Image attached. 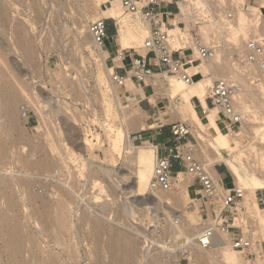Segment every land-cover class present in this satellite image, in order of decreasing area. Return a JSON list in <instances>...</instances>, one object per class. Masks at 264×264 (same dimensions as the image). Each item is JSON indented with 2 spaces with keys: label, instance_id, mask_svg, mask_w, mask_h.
Listing matches in <instances>:
<instances>
[{
  "label": "rangeland",
  "instance_id": "obj_1",
  "mask_svg": "<svg viewBox=\"0 0 264 264\" xmlns=\"http://www.w3.org/2000/svg\"><path fill=\"white\" fill-rule=\"evenodd\" d=\"M208 1L209 0H207V5L205 7L204 5H201L204 7V10L205 8H208L205 10V12L204 10H202L203 7L202 9H200V7L196 6V8L192 4L191 0H182V2H180V6H190V16L192 19L189 17V20V18L184 16V14H182L181 12L176 17L177 24L182 29L192 28L191 20L194 21L195 18L198 17L200 19H203L200 26H202L203 24L207 25L210 22H205L204 19H207L206 16L211 12L210 8L212 9V13L216 17V19L219 20L221 14L223 15V13L227 12L228 10L233 11V9L239 5V0H210L209 3ZM0 2H2L4 6L2 4L1 5L4 8L5 6L9 8L7 10L8 12L6 13H8V16H10V18L8 17V19L11 20L9 21L7 19L8 21L5 22V19L7 18L6 13L4 15L5 17L2 15L3 17L1 16L0 18V31L3 30L2 32H0V41L2 45L8 47L9 45L11 46V44H13L12 42H16L18 38H20L21 42L26 39L24 40L25 44L33 51L36 57L34 61L37 62H34L35 65L34 63L32 65L27 64L26 60L24 59V54H22V50H18L17 47L14 48L13 45L11 46L12 51H7L8 55H6L8 56V59L14 62V64L18 67L19 70L8 72L3 71L5 74L1 71L0 73L2 74H0V79L1 77H3V75H5L6 78L10 74L11 77L9 76V79L6 78L5 80L8 79L7 81L12 83L14 82L13 84H16V82L20 80L26 89L24 88L25 90L22 91L19 89L20 91H14L15 93L12 92V94L16 95L15 97H17L18 99L15 108L17 120L15 124L16 127L14 129L7 120L5 110L3 109L1 111V108H3V104H0V149L5 148L6 145L7 149H5L9 154H7V157L9 158H6V161L4 162L5 164L1 162L4 161L2 160L4 158L1 156L0 162L5 166L7 164V168L9 170H11L12 168V171L15 170L17 172L23 171L25 167H27V160H30L29 162H31V160L37 161V159L40 158L39 160H42L41 158L44 157L45 159L47 158V160L43 158V161H45V163L47 161V163H49L50 160L52 161L49 164H51L53 161L55 162L54 165L57 166V169H54L53 167L55 166L51 164L53 167L50 166L49 168H52V172L51 170L49 171L48 169H46V172L43 174L44 176L42 174L38 175V172L40 171H38L37 173L35 171V175H33V179L35 180L33 192H35V194L39 196H37V201L38 204H41V202L44 201H55V197L60 198L58 194L62 195L63 193L64 195L67 191H72V195H70V193L67 194L68 192L66 193L67 195L65 194L67 196L65 197L70 200V202L68 201L70 203L68 206L69 208L66 209H69V219H71L73 223L72 225L70 220L69 225H72L71 227L73 229V235L76 236L74 238V240H76L73 241L74 243L76 241L77 244L79 243V257H76V260L78 262L72 258L70 259V257H68V252L65 254V252L69 249L67 247H64V249L67 250H63L62 247H59L58 245H56V243L51 242V244H49V247L47 246L45 248L46 245L44 241L45 239L47 240L51 236L49 235L47 237L46 235L48 234L44 233L43 231L42 232L44 234H40L41 227L40 225H36L38 224L37 220L33 218H26L23 212H21L17 215L18 217L14 219V221L18 220V218L19 220H21L22 224H20L19 221V224L17 225V227L20 226L19 234L21 237H23L24 240L28 237L29 239H33L34 241H36L33 243L34 245L35 243L37 244V247L33 246V240L32 242H24V258L28 262L29 260H32V264H42L41 258L39 257L43 258L47 256V254L51 250L52 252H56V254H58V256L60 257H62L61 254H64V256L66 257L64 258V260L67 261L65 262L66 264H97V260L104 262V264H112L109 258V254H106L102 251L103 247H105L107 240L109 239V234H102V241H100V239H98L94 233L95 222L100 221L107 228L110 227L111 229L113 226L114 230L127 232L130 236H132L137 248L135 251L136 261L134 259V262H131L132 264H197L198 261L195 258L193 260L189 258V251H194L197 248L192 243L193 234L189 235V233L187 235L188 238H185L184 236L175 238L171 233L173 222L166 214V210H179L180 213L185 215L184 221L191 220L190 223H193L194 225H197L199 223L202 224L204 222L215 224V217L219 212L222 211L223 205L220 204V202H213L212 205L209 203V201L207 202L206 198L203 197V191H199L198 193L196 192V190L200 188V186L194 183L192 181V176L189 175L185 170H183V174L181 175V177L178 176V178H175V185L173 189H171L172 192H170V190L168 192L167 190V193H170V195L181 199V203H166L165 205L160 206L158 210V219L152 220V218H148L149 210H146V208L144 207L148 205V203L145 204V202H149L150 199L146 198V196H137L131 192L134 185L133 182L135 180V161L132 155L126 153H124L122 156L118 155L119 159L115 166L109 164L108 160L106 159V149L110 148V145L113 143V139L118 134L119 130L123 128L125 129L127 126L125 127L123 125L122 118L121 120L119 119L120 117L118 116L119 109L117 103L112 98H110V96L106 92L105 85L107 84V79L105 78V80L102 81L99 75L101 73H105L104 75H106L107 72L109 74V77H111V74L113 73V71H115V69L113 68V62L116 61L117 65H122L123 59L119 60V57H117L113 61L115 55L112 54V56L110 57L108 54L107 60L103 62L98 53H95L97 55L94 56V52H89L90 49L84 48V44L88 42V40L85 41V38H92L89 29H87L89 28L88 25L91 21L100 18H106L108 19L107 22L110 23V25H112L113 27L114 25H116L118 28L116 20L113 18H108L104 14L102 10V7H104V5L101 4V1L98 0H0ZM220 2L222 4H220ZM261 3L262 0H246L245 2V4L248 5V8L250 10H253L254 6H260ZM213 8L218 9L213 10ZM79 12H84L83 19L81 17L83 16L81 15L82 13ZM126 15L134 16L130 13H127ZM134 17L136 18V16ZM163 17L164 22L166 23L167 18L165 17L167 16ZM185 17L187 18V21L185 20ZM84 18L87 19L85 20L88 24L85 22ZM141 22L144 21L141 20ZM15 25L17 28L15 27ZM13 27H15L16 30ZM24 27L26 29H24ZM169 27L173 28L174 26L172 25ZM260 27L261 29L258 28V32L250 30V32H248L249 36L247 35L246 37L244 33H241V41L238 42L239 44H236L232 37L229 36V34H227L224 29H222V31L216 34V36L218 37L215 36V38H211L210 40L204 38L205 32L202 30V27L200 32L203 39H206V43L209 42L210 44H214L216 42L220 45L219 48L221 49V53H223V61L228 62V65L230 64L229 69L231 70L227 72H234L235 70L234 73L238 74V72L240 71L238 59L242 55V48L244 46V43L249 38L254 37L256 32L258 36H264V24H262V26L260 25ZM4 29L6 33H4ZM13 30L15 32H13ZM224 31L225 34H221L222 32L224 33ZM211 32L212 36L214 33L213 31ZM251 32L254 34H252ZM113 33V30L109 31L110 38H112L109 44L112 43L113 45H115L114 49L117 48L119 51H122L128 61H132L133 55L143 54L146 56V54H144L143 52L142 47L139 44H133L132 48L130 49L122 48L120 44L121 42L118 38V31L114 37L112 36ZM87 34L89 35V37ZM242 37H245V39H243ZM108 46L109 45L106 44L105 49L108 50ZM233 48L235 50H233ZM195 57H197V55ZM198 64H200V62L195 63V65ZM108 67L111 68V70H108ZM191 69H194V67H192ZM128 70H130L129 67ZM241 71H246V68L242 69ZM160 74L161 76L163 75L162 77L164 78L165 82H167L168 79L171 77L177 78L176 76L171 75L166 71H161ZM12 76L15 77L13 78ZM232 76L233 74L230 75V77ZM259 77L260 79L254 81L252 79H248L247 77H243V79L245 78L244 80L248 81V83L253 86L258 83L264 84V75H259ZM216 79L218 78H214L212 80V83L207 87L206 95L208 94L209 88L212 86ZM149 82H137L134 80L132 81L131 86L133 88L136 87L135 90L137 89L138 91L139 88H142L145 84H147L146 87H148L150 91L146 93L148 94V96L152 94L149 98L152 99L153 104L149 101L148 98L143 99V102L140 104L141 101L136 98L134 92H132L131 94L130 91L126 92L127 97L123 99V103L126 107H128L129 105V107L132 106L133 108L130 109L128 107L131 112L128 110L130 115L128 116L129 118H127L131 119L130 116L132 112L133 114L136 113L134 116H131L134 118L128 121V127L131 133V137L133 139L132 142L135 146L148 145L146 143H142L140 140L134 139L136 132L147 128V123L145 122L147 116L152 119V124L160 123L170 125L175 121L181 120L180 115H178L176 112H171V114L169 113V108L173 103L172 100L168 96H161L158 98L155 97L158 91L154 89H157L158 85L155 82ZM115 85L120 91H123V87L118 86L117 84ZM155 85L157 86L154 87ZM247 98L252 99L251 94L248 93ZM192 101L195 105H197L196 108L199 111L200 106L197 103V98L194 97ZM256 101V104L255 102L253 103L255 105H259L260 103L258 102V100ZM23 103L29 105L28 117L23 115L21 111V106ZM175 103L176 105L180 106L181 100L176 99ZM250 103L253 105L252 100L250 101ZM106 107L111 109L110 113L106 111ZM37 108L42 109L41 111H43V113L39 112ZM263 112V110L261 112H258L259 114L257 116L261 115L264 117ZM214 114L219 120L220 115L218 114L216 109L214 110ZM136 115L138 116L135 117ZM25 117L27 119H25ZM263 117H258V120H255V123H260V125H264V119L262 120ZM181 121H186L190 126L191 133L193 136H190L189 140H191L193 146L199 147V144L202 140V143L204 142V144L211 140L209 132L207 130H202L201 127L197 123H195L190 117H185ZM203 121L205 122L206 120L203 119ZM132 122L137 125V128H135L136 130H133ZM144 123L145 125H143ZM243 124L239 129H236L235 131L231 132L234 135H238L239 133L241 134L242 131L243 133H246V131L244 132V130L247 127L245 129H242L245 125ZM139 125H141V127ZM248 128L246 130L251 131ZM221 131L224 133L229 132L224 129ZM22 137H25V139ZM86 142H91L95 146L94 153L97 156L95 164H91L92 160L89 158L88 155H86V153L82 152V148H84ZM52 143L57 146V151L53 149L55 147H50ZM2 146L4 147L2 148ZM10 146H12V148L15 146L13 148V150L16 151L15 154H11L12 148L10 149V151H8V148ZM70 148L73 150L71 151V153L77 151L76 153L82 154L83 157L80 155H78L77 157L75 152V156L71 154ZM210 149L212 150V148ZM194 150H196V148H194ZM67 151H69V153ZM198 153L202 154L200 153V150H198ZM59 155H62L63 157ZM198 155H196L197 158H200L201 155L200 157H198ZM224 155L227 156V153H224ZM60 157H62L63 159H61ZM201 160L202 159L200 158V161ZM234 162L241 170H243L242 166L238 161ZM56 164H60L61 168ZM102 165L113 168L110 171V175H107L104 171H102ZM221 167L227 169L229 180L232 183V185L228 187H238L234 174L228 167L227 163L225 164L224 162H220V164L218 163L215 165V168ZM59 170H61L62 172H60ZM44 171L41 170L42 173ZM56 171H58V174L56 173ZM64 171L66 172V174H64ZM1 174L5 173L2 172L0 173V175ZM2 176L3 175H1L0 179L3 177L5 178V176ZM6 178L10 179V174H7ZM18 178L20 177L18 176ZM35 178L39 181H37ZM178 179H181L180 182L178 181ZM95 180L101 182L106 192L104 191L100 194V190L98 189L100 188V186L95 183ZM181 182H187L185 183V187H181ZM190 184L192 186H189ZM228 187L223 186V189H225L226 191ZM186 192H188L190 198L187 202L183 200ZM17 195L18 197L19 195L23 197V193H17ZM69 195L73 197H68ZM96 195L99 197H101L102 195V198H95ZM152 195V191L148 190L147 196ZM96 199L99 201L97 202ZM257 202L259 207L264 210V190L257 191ZM208 203L210 205V208L208 207ZM248 207L249 206H247L243 197V199L239 202L237 206L238 212H235V214L233 215L235 217L234 221L232 219L229 220L230 215L227 211L222 212V215L220 216V222L229 220V223H233L237 229L239 228V230H243V232L249 235L250 237L253 236L254 231L257 232L256 234L264 236V226L262 227V225L258 223L253 217L251 219L252 213L248 210ZM49 211L51 210L49 209ZM51 212L54 213V211ZM55 214L56 213H54V215ZM54 215L52 216L55 217ZM53 217L51 218L53 219ZM195 217L197 218V221L192 222V219L190 218ZM28 219L30 221H28L29 224L27 222ZM181 221L183 220H180V222ZM11 222L5 223V227L6 224H11L10 226H12L14 222ZM53 222L50 223L53 224ZM243 222L245 223V226L243 225ZM51 226L53 225L50 224V227ZM237 229L234 231H237ZM51 230L53 231V228ZM52 231H50V233ZM4 233L5 232L3 231V233H1L0 235V238L3 236L5 239L3 240L2 238V241H6L8 237L7 230L6 234ZM29 233L31 234V236L33 235L34 238H31ZM226 237L229 239V248L232 251H236L237 255L241 259L239 264H264V256H261L264 255V237L262 240L256 239L253 242L255 244V248H252V252H254V254L249 256H247L241 251H237V249H234L230 242V235ZM2 241H0V252H2L3 248H5V245H3L4 242ZM34 247H36V250L34 249ZM37 248H40V250ZM41 249L43 250L41 251ZM48 249H50L49 252L47 251ZM34 250L37 252V254L39 253V260L36 257V252H34V258L31 257V255L30 257L28 256V254L33 253L32 251ZM5 253L6 252H4V254ZM4 263L5 261L3 262V264ZM31 263L29 262V264ZM0 264H2L1 261Z\"/></svg>",
  "mask_w": 264,
  "mask_h": 264
},
{
  "label": "bare ground",
  "instance_id": "obj_2",
  "mask_svg": "<svg viewBox=\"0 0 264 264\" xmlns=\"http://www.w3.org/2000/svg\"><path fill=\"white\" fill-rule=\"evenodd\" d=\"M191 1L195 7L196 6L200 7V9H202V7H203L201 5H204V7L207 5L206 4L207 0H191ZM209 1H208V3H209ZM217 1H220V0H217ZM245 2H246V0H239V2H238L239 5L233 9V13H234L233 18H228V15H227L228 11H227V12L223 13V15L221 14L220 19L218 20V19H216V17L212 13V9L210 8L211 12L208 15L206 14L207 16L206 15L205 16L207 19H204L205 22H210V23L207 25L203 24L204 26L203 25L201 26L203 28L202 30L205 32L204 38H206L207 40H210L211 38H215L216 34H218L220 31H222V29H224L226 31V33L229 34V36H231L232 39L237 44L239 41H241L240 40V37H241L240 34L241 33L242 34L244 33V35L246 37L247 35L249 36L248 32H250V30L258 32V28L261 29L260 25L262 26V24H264V0H262V3L260 6H254L253 10H250L248 8V5L245 4ZM215 3H217V2H215ZM1 4H2V2H0V18L2 15L4 16L5 13L8 12L7 10L9 9L6 6L4 8L3 7L4 5L2 4L3 5L2 6ZM220 4H222V3L220 2ZM180 7H181L182 14H184V16H186L187 18H189V17L191 18L190 6L189 5L188 6L182 5ZM204 7L202 10H204ZM206 9H208V8H205V10ZM217 9L218 8H216V9L213 8V10H217ZM102 10L108 18H113L116 20V23L118 24V38H119V41L121 42L120 44H121L122 48L130 49V48H132L133 44H139L142 47L144 54H146L147 62L153 71V74L151 75V77H149L148 79H146L145 81H142V82H147L149 80H150V82H155L158 85V86L157 85L154 86V87L157 86V89H154V90L158 91L157 94L155 95V97L158 98L161 96H168L172 100L173 103H172L171 107L169 108V110H170L169 113L171 114V112H173V113L176 112L178 115H180L181 120H183V118H185V117H190L195 123H197L201 127L202 130H207L209 132V134L211 136V140L206 142L207 144L206 143L204 144V142L202 143L203 140L200 139L202 141L200 142L199 147L193 146V148H196V150H195L196 154L195 155L199 154L198 150H200V153H202V154H199L198 157H200V155H201L200 158L202 160L200 162H201L203 168L206 170V172L213 179L217 194L220 195V197L222 198L223 195L225 194V189H223L224 185L222 184V182H221V180L217 174V170L215 168V165L218 163L220 164V162H224L225 164L227 163L228 167L230 168V170L234 174V177H235L236 182L238 184V187H236V188L241 189L243 191L244 201L246 202L247 206H249L248 210L252 213L251 219L253 217L263 227L264 226V210L261 209L258 205L257 191L264 190V125H262V124L260 125V123L259 124L255 123V120H258V117H260V118L263 117L261 115L260 116H257V115L259 114L258 112H261L262 110L264 111V84L258 83V84L253 86L250 83H248V81L244 80L245 78L243 79L244 76L242 77L241 75L234 73L235 70H234V72H227V71L231 70V69H229L230 64L228 65V62L223 61V57H222L223 53H221L220 48L217 49L216 55L212 60H202L200 64H198V65L194 64L190 67L191 75L195 78V80L192 84H188L185 81L177 79L175 77H171L168 79L167 82H165L164 78L162 77L163 75L161 76V74H160L161 70L158 66L157 61L154 59L153 54L150 51L144 49V47H143L144 41H145L146 37L149 35L150 30H151L150 23L141 22V19H138L137 17L135 18L134 16L126 15L127 13L124 11L120 0H111V5L102 7ZM86 11H87V9H86ZM79 13H82V12H79ZM83 13L81 14V15H83V16H81L82 19L84 17ZM6 16H7V18L5 19V22H7L8 20L11 21L10 19H8V17L10 18V16H8V13H6ZM186 17H185V20L187 21ZM77 18H78V16H77ZM166 18L168 19L167 22L171 23L174 26L173 28H170L166 25L167 22L166 23L164 22V24H165L164 27L168 29L170 34L174 35L176 37L181 35L183 33V29L177 24L176 15L172 14V15L167 16ZM190 18H189V20H190ZM85 19L86 18H84V20ZM86 20H85V22H86ZM2 22H3V20H2ZM5 22H4V24H5ZM15 27H16V25H15ZM15 27H13V28L16 30L17 27L16 28ZM82 27H84V26H82ZM88 27H89V25H88ZM3 28H4V26H3ZM5 29H4V31H5ZM24 29H26V28L24 27ZM87 29H89V28H87ZM2 31H0V32H2ZM211 31H213V33L215 34V35L214 34L212 35L214 37L211 36V33H212ZM225 31H224V33L222 32L221 34H225ZM13 32H15V31L13 30ZM257 32L255 33L254 36H258ZM4 33H6V31ZM252 34H254V33H252ZM90 35H91V33H90ZM261 35H262V33H261ZM250 36H252V35H250ZM88 37H89V35H88ZM216 37H218V36H216ZM245 37H242V38L245 39ZM14 39H17V38H14ZM18 39L20 40V38H18ZM18 39L16 42H12L13 44H11V46L13 45L14 48L17 47L18 50L19 49L22 50V54H24V59L26 60L27 64L32 65L35 62L34 59L36 58L33 51L25 44L24 40H26V39H24L23 42H21V40L19 41ZM87 40H88V42H86L87 45L84 44V48L90 49L89 52L93 51L94 56L97 55L95 53H98L100 58L103 60V62L106 61L108 58V54H109L108 52L109 51L107 49H101L99 46H97L93 42L92 38H88V39L85 38V41H87ZM111 40H112V38H109L107 40V43H110ZM211 43H213V42H211ZM81 45H83V44H81ZM11 46L9 45L8 47H5L2 45V43L0 41V63L2 64V67L0 64V72L1 71L2 72L3 71L8 72V71H18L19 70L18 67L14 64V62H12L11 60L8 59L7 53L9 52V50H11V48H12ZM240 46H242V45H240ZM238 47H239V45H238ZM23 50H24V53H23ZM233 50H235V49L233 48ZM95 51H97V52H95ZM119 60H122V58L119 57ZM35 63H37V62H35ZM35 63H34V65H35ZM192 67H194V69H191ZM104 68H106V67H104ZM107 69L111 70V68H109V67ZM39 71H41V70H39ZM0 74H2V73H0ZM104 74L101 73L99 76L101 77L102 81L105 80V78L107 79V84L105 85L106 86L105 87L106 92L110 96V98H112L117 103V106L119 109V113H118V116L120 117L119 119L121 120V118H122L123 125L125 127L126 126L128 127V123H129L128 121L131 120L132 118H134L131 116H134L136 113L133 114V112H132L133 115L131 114V116H130L131 119H128L129 118L128 116L130 115L129 111H130V109H133V108H132V106L129 107V105H128V107L130 108L129 109L123 103V99L125 97H127L126 92L130 91L131 94H132V92H134V94H136V98L138 97L139 100H141V98L143 99V97L148 96V94L146 92H140V90L137 91V89L135 90L136 87L133 88L131 86L132 81H134L131 78H127L125 85L121 86V87H123V91H120L118 89V87L115 85L117 83H115L112 80V78L109 77V74L107 72H106V75H104ZM229 74L230 75L233 74L232 77L237 78L240 81V83L242 84V94H241V97L239 100V110L241 111V113L243 115V120H244L243 123L245 125H247V126H245L243 124L244 127L242 129L249 127L248 129L251 130V131H247L246 130L247 128H246L244 130V132L246 131V133H243V131H242V133L241 134L239 133L238 135H234L231 132V131H235V130H231L228 133H224L221 131V129L219 127L218 118L214 114L215 109L210 108L207 111V116H206L207 119L204 122L201 119V117L198 115L197 110H196V105L192 101L194 97L195 98L197 97L204 104V107L207 108V104H206L207 87L212 83V80L214 78H228V77H230ZM234 74H236V75H234ZM9 76L11 77V75L9 74L6 78H8ZM12 77L14 78L15 76H12ZM6 78H5V75H3V77H1V79H0V81H1L0 82V104H3L2 105L3 108H1V111L3 109L5 110L7 120L14 129L16 127L15 124H16V120H17L15 108H16V105H17L16 103L18 102V99H17V97H15L16 95L12 94V92L17 91L19 89L22 91V90H25L26 88H25V86H23V83L20 80L17 79L18 81L16 82V84H13L14 82L13 83L9 82V81H7L9 78L7 80H5ZM117 85L120 86L119 84H117ZM248 93L251 94L252 99H248L249 97L247 98ZM150 95H152V94H150ZM207 96H208V94H207ZM176 99L181 100L180 106L176 105V103H175ZM251 100H252V103L255 102L256 100H258V102L260 104L255 105L257 102L256 101L255 104L253 103V105H252L250 103ZM41 110L42 109H38L39 112L43 113V111H41ZM106 111L108 113H110L111 109L106 107ZM137 116L138 115H136L135 117H137ZM25 119H27V118L25 117ZM263 119H264V117L262 118V120ZM43 120H45V119H43ZM132 123H133L132 124L133 130H136L135 128H137V125L134 122H132ZM143 125H145V123ZM132 126H131V128H132ZM139 126L141 127V125H139ZM126 128L119 130L118 134L114 137L113 143L110 145V148L106 149V151H105L106 159L108 160L109 164H111L112 166H115L117 164L118 159H119L118 155L122 156L124 153L132 155V157L135 161V180L133 182L134 185H133V189L131 192L137 196H146V198H149L150 201L145 202V204L148 203V205L144 206L146 208V210H149V217L148 218H152V220L158 219V217H159L158 210H159L160 206L165 205L166 203H169V204H171V203L176 204L177 203V204H179V203H181V199L170 195V193H167V191H165V190H160V191L159 190H152L153 195L147 196L148 190H150L151 178L153 176L154 167H155V163H156V159H157V146L154 144L135 146L132 142L133 139L131 137L129 127L127 129ZM22 138L25 139V137H22ZM247 141H248V144H247ZM1 144H3V143H1ZM3 145H5V144H3ZM3 147L4 146H2V148ZM50 147H52V148L55 147L53 149H55L57 151V149H56L57 146L54 145V143H52V145ZM209 147L212 148V150ZM5 148H6V145H5ZM5 148L0 149L1 150L0 156L4 158V159H2L4 161H1L3 163L6 161V158H9V157H7V154H8L7 150H6L7 148L6 149ZM11 148H12V146H10L8 148L9 149L8 151H10ZM13 148L11 149L12 150L11 154L12 153L15 154V152H16L13 150ZM94 148H95V146L91 142H86L84 148H82V152L86 153V155H88L89 158L92 160L91 164H95V161L97 160V156L94 153ZM71 151H73V150L71 149L70 153H71ZM67 152L69 153V151H67ZM74 152H72L71 154H73L75 156ZM224 153H227V156H225ZM76 155H77V157H78V155L82 156V154H78V153H76ZM59 156H62V155H59ZM16 157H17V155H16ZM62 157H60V158L63 159ZM43 158H41L42 160H39L40 159L39 158V159H37V161L31 160V162H29L30 160L29 161L27 160L28 161V163L26 161L27 167L24 166L25 169L23 168L24 170L20 171V172H17L15 170L12 171V168H11V170H9L7 168V164L5 166V165L1 164V162H0V173H2V172L5 173V174H1V175L5 176V178L2 176L3 178L0 179V222H1V224H0V235H1V233H3V231L5 232L4 234H6V230H7V234H8V237L6 236L7 237L6 241L1 240L2 238H3V240H5L3 236L0 238V241L5 243V244L3 243V245H5V248H3L2 252H0V261L2 264L4 261H5L4 264H29V262L31 263V261H32V260L31 261L29 260V262H28L24 258V252H25L24 242H26V241L32 242L33 239H29L27 237L24 240L23 237H21L19 234V230H20L19 227L20 226L17 227V225L19 224V221H20V224H22L21 220H19V218H18V220L14 221V219H16V217H18L17 215L21 212H23V214L25 215L26 218H33V219L37 220L38 224H36V225H40V227H41V230H40L41 233L40 234H42L44 232V233L48 234V235H46L47 237L49 235L51 236L47 240L46 239H45V241L43 240L45 245H46L45 248L47 246L49 247V244H51V242H54L59 247H62L63 250H67V249H64V247L69 248L68 251L65 252V254L68 252V257H70V259L72 258L75 261H77L76 257L77 256L79 257V247H78L79 243L77 244L76 243L77 241L74 243V241L76 240V239L74 240V238L76 236H74L73 235L74 233L72 232L73 229L71 226L73 225V223H72V220L69 219V214H68L69 209H66V208H69L68 206L70 204L69 203L70 200L68 198H66L67 197L66 195L69 193H70V195H72L71 194L72 191H70V192L67 191L68 193L66 192L67 193V194L65 193L66 195L65 194L63 195V193H62V195L57 193L60 196V198L55 197L56 198L55 201L54 200H52V202L51 201H44V202H41V204L40 203L38 204V201H37L39 196L37 194H35V192H33L34 191L33 186H35V180L33 179V175H35L34 174L35 171L37 173L38 171L41 172V170H43V171L45 170L43 173L38 172V175L39 174L43 175L46 172V169H48L49 171L52 169V168L51 169L49 168L50 166H52L51 164H53V166H55L54 161L51 164H49V163L52 160H50L49 163H47L48 161L45 163V161H43L45 158L44 159ZM200 158H198V159L200 160ZM7 160H9V159H7ZM45 160H47V158ZM61 161H63V160H61ZM234 161H238L240 163V165L242 166L243 170H241L236 165V163ZM56 165H58V164H56ZM58 166L61 168L60 164ZM56 167L57 166H55L53 168L55 169ZM63 167H65V166H63ZM101 167H102V171H104L107 175H110V171L113 169V168L103 166V165ZM67 168H68V166H67ZM48 170H47V172H48ZM61 170H59V171L62 172ZM51 172H52V170H51ZM56 173L58 174V171H56ZM63 173H62V176H63ZM7 174H10V179L6 178ZM64 174H66V172ZM182 174H183V171H180L179 177H181ZM1 175H0V177H1ZM59 175H61V174H59ZM18 176L20 178H18ZM92 176H93V174H92ZM94 176H96V175H94ZM11 177H12V179H11ZM57 178H59V177H57ZM36 180L39 181L38 179H36ZM180 180L178 179L179 182H180ZM63 182H65V181H63ZM182 182H184V181H182ZM182 182L180 183L181 187L182 186L185 187V183H187V182H185V183H182ZM95 183L100 186V188H98L100 190V194L105 191L104 186L101 184V182H98L97 180H95ZM46 192H48V191H46ZM168 192H169V190H168ZM170 192H172V190H170ZM17 193H23V197L21 195H19V197H18ZM59 193H61V192H59ZM70 195L68 197H73ZM106 195H107V193H106ZM95 198H98V199L102 198V195H101V197L96 195ZM189 199L190 198H189L188 192H186L183 200H185L187 202ZM98 201L99 200H97V202ZM55 208H56V210H55ZM49 209L51 211H54V213H56V214L54 215V213L49 211ZM51 214L54 215L55 217H53ZM166 214L168 215V217L173 222L171 233L175 238L180 237V236H184L185 238H188L187 235L189 233H190L189 235L193 234V242L192 243L197 248L194 251H189L190 252L189 258L190 259L193 260L195 258L199 262V264H217V263L218 264H239L241 259L237 255V252L232 251L228 246L229 239L226 236H228L230 234L220 232L214 223H205L204 222L202 224L199 223L197 225H194L193 223L191 224L190 223L191 220L184 221L185 215H183L182 213H180L179 210H176V209L166 210ZM147 216H148V214H147ZM51 217H53V219ZM196 217L190 218V219H192V222L197 221ZM48 218H50V219H48ZM2 220H3V223H2ZM47 220H48V223H47ZM53 220H54V222H53ZM70 220L72 223L71 226L69 225ZM180 220H183L184 222L181 221V222H183V223H181ZM28 221H29V219L27 220V222ZM49 221L53 222V224L50 223ZM7 222H9V223L14 222V224H12V226H10L11 224H6V227H5V223H7ZM29 222H28V224H29ZM244 222H245V220H244ZM49 223L53 226L50 227ZM243 225L245 226V223ZM253 225H255V224H253ZM208 226H211L215 229V234H214L213 241H212L211 245L208 247H203L200 243V238L203 236L205 228ZM40 227H39V229H40ZM52 228H53V231L51 230ZM255 230H256V227H255ZM50 231H52V232L50 233ZM30 233H29V235L31 236L32 233L31 234ZM94 233H95V236H97V238L100 239V241H102V238H101L102 234H105V233L109 234V239L107 240L105 247H103L102 251L106 254H109V258H110L112 264H130L132 261L134 262V259L136 256L135 251L137 248H136L135 241L133 240L132 236L129 235V233L114 230L113 226L111 229H110V227L107 228L100 221L95 222ZM256 233L257 232L254 231L253 236L250 237L252 240V243L256 239L262 240L264 237L263 235H259ZM32 237L34 238L33 235L31 236V238ZM44 238H46V237H44ZM34 242H36V241L33 240L32 244ZM36 245H37L36 243H35V245L33 244V246H36ZM36 247H34V249ZM31 248H32V246H31ZM253 248H255L254 243H253ZM37 249L40 250V248H37ZM35 250L32 251L33 253L28 252L29 253L28 256L30 257V255H31V257L34 258V256H35L34 252H36ZM42 250L43 249H41V251ZM49 250L50 249H48L47 251L49 252ZM258 250H255V251H258ZM262 250H263V247H262ZM237 251H240V250H237ZM4 252H6V253L4 254ZM263 252H264V250H263ZM43 253H44V251H43ZM36 254H37V252H36ZM38 254L36 255L37 258H38ZM44 255H45V253H44ZM61 256L62 257L58 256V254H56V252H52L50 250V252L47 254V256H45L43 258L42 257H39V258H41L42 264H66L65 262H67V261L64 260V258H66V257L64 256V254L63 255L61 254ZM261 256H264V255H261ZM39 258H38V260H39ZM257 258H259V257H257ZM135 261H136V259H135ZM198 262H197V264H198ZM96 263L97 264H102V263L104 264V262H102L100 260H97Z\"/></svg>",
  "mask_w": 264,
  "mask_h": 264
},
{
  "label": "built area",
  "instance_id": "obj_3",
  "mask_svg": "<svg viewBox=\"0 0 264 264\" xmlns=\"http://www.w3.org/2000/svg\"><path fill=\"white\" fill-rule=\"evenodd\" d=\"M101 4L108 6L111 0H98ZM126 13H130L144 22L150 23L151 30L144 41V49L150 51L157 61L161 71H166L188 84L194 82L190 67L202 60H212L220 47L219 44L206 43L201 35V22L198 17L191 21L192 28L183 29L178 37L171 35L164 27V17L172 15L164 11L165 0H120ZM180 1V0H178ZM178 13H181L178 4ZM228 18H233V11L227 12ZM108 19L100 18L89 23V31L93 42L101 49H105L107 40L110 38V27ZM166 25L172 26L167 22ZM118 31L116 25L113 27ZM115 36V35H114ZM113 36V37H114ZM242 55L238 59L240 71L238 75L248 79L258 80L259 75H264V36H254L245 41L242 48ZM197 55V57H195ZM117 56L125 61L126 56L122 51L117 50ZM130 70L126 74L113 71L112 80L124 86L127 78L142 82L151 77L153 71L143 54L133 55L129 63ZM246 68V71H241ZM242 94V85L235 77L218 78L209 88L207 96V108L200 105L202 115L207 116V111L216 109L221 117L220 124L224 130L231 131L239 129L243 124V115L239 110V100ZM22 113L28 117L29 105L23 103ZM171 132L174 135L175 143L167 148L165 155L157 156L153 176L151 178L150 190H171L175 185V178H178L179 171L174 174L175 164L179 165L192 176V181L204 191L203 197L212 205L213 202H220L223 205L222 211L215 217V226L222 233L230 234V242L234 249L244 252L247 256L253 255V243L249 235L243 230L237 229L233 223L234 214L238 212V204L243 199V191L238 188L227 189L223 197H219L211 176L203 168L200 160L195 155V150L190 136H193L189 124L186 121H175L170 124ZM134 139H141V132L135 134ZM193 185V183H192ZM191 184L189 186H192ZM208 208V207H207ZM229 212V220L220 222L222 212ZM237 231H234L236 230ZM215 229L211 226L205 228L200 243L208 247L213 241Z\"/></svg>",
  "mask_w": 264,
  "mask_h": 264
},
{
  "label": "crops",
  "instance_id": "obj_4",
  "mask_svg": "<svg viewBox=\"0 0 264 264\" xmlns=\"http://www.w3.org/2000/svg\"><path fill=\"white\" fill-rule=\"evenodd\" d=\"M165 1H166V3L163 6L164 11L171 12L172 14H175L177 17L179 15L178 4L180 6V2H182V0H180V1H178V0H165ZM180 9H181V7H180ZM108 24L112 30L113 26L110 25V23H108ZM114 35L115 34L113 33L112 36H114ZM107 44L109 45L108 46L109 56L111 57L112 54L115 55V58L113 59V61H114L118 57L117 56V50L118 49L117 48L114 49L115 45H113L112 43L111 44L107 43ZM113 63H114L113 68L115 69L116 72H118L120 74H126V72L129 71L128 67H129L130 61H128V59H125V61H123L122 65H117L116 61H114ZM147 82H149V81H147ZM146 86H147V84H145L142 88H139L140 92H149L150 89ZM135 96H136V94H135ZM149 97L150 96H146V97H143V99L148 98L149 101L153 104L152 99H150ZM206 97H207V95H206ZM143 99L141 98V100H139V101H141L140 104L143 102ZM197 103L199 104V106L202 105L204 107V104L199 99H198ZM206 104H207V101H206ZM196 110H197V108H196ZM197 113L201 117L202 120L207 119L205 115H202L201 108L199 109V111L197 110ZM218 121H219L220 129L223 130L224 128L220 124L221 117ZM145 122L147 123L146 124L147 128L138 131V132H141V139H135V140H140L142 143H146V144H154L157 146V156L165 155L167 153V148L175 143V138L171 132L170 125H165V124H160V123L152 124V119L150 117H148V118L146 117ZM138 132H136V133H138ZM216 170H217V174H218L222 184L225 187L231 186L232 183L229 180V176L227 174V169L224 167H221V168H216ZM178 171L180 172L183 170L180 168L179 165L175 164V168L173 170V173L176 174ZM227 189H232V188L228 187ZM199 191H201L200 188H198L196 190L197 193ZM208 207L210 208L209 204H208Z\"/></svg>",
  "mask_w": 264,
  "mask_h": 264
},
{
  "label": "trees",
  "instance_id": "obj_5",
  "mask_svg": "<svg viewBox=\"0 0 264 264\" xmlns=\"http://www.w3.org/2000/svg\"><path fill=\"white\" fill-rule=\"evenodd\" d=\"M110 30H111V28H110ZM113 31H114V34H116V30H114V29H112Z\"/></svg>",
  "mask_w": 264,
  "mask_h": 264
}]
</instances>
